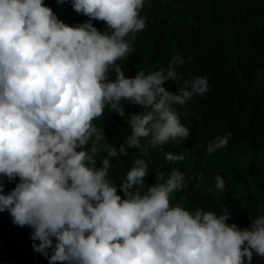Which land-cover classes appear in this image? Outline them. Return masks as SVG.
Instances as JSON below:
<instances>
[{
    "label": "clouds",
    "instance_id": "clouds-1",
    "mask_svg": "<svg viewBox=\"0 0 264 264\" xmlns=\"http://www.w3.org/2000/svg\"><path fill=\"white\" fill-rule=\"evenodd\" d=\"M146 3L70 0L88 19L68 25L44 0H0V177L17 180L6 194L0 182V212L31 229V248L48 264H252L253 253L264 259V215L241 229L226 223L230 213L171 205V195L192 179L176 168L144 188L149 168L138 158L119 184L109 179L110 158L127 156L142 140L145 151H159L189 137L177 107L210 90L203 76L181 77L179 55L159 70L124 74L117 61L145 28L139 13ZM122 101L139 111L127 113L130 134L117 147L92 121L106 106L125 117ZM230 137L214 138L205 151L211 155ZM99 151L106 156L97 166ZM162 154L170 163L184 160ZM214 187L223 191L220 175Z\"/></svg>",
    "mask_w": 264,
    "mask_h": 264
},
{
    "label": "trees",
    "instance_id": "trees-1",
    "mask_svg": "<svg viewBox=\"0 0 264 264\" xmlns=\"http://www.w3.org/2000/svg\"><path fill=\"white\" fill-rule=\"evenodd\" d=\"M44 3L68 25L88 19L72 9L70 0ZM139 15L145 18V28L135 34L133 51L117 61L124 74L159 70L179 55L184 59L178 68L181 77L203 76L210 90L194 96L184 108L177 107L189 137L181 143L169 141L159 151H145L142 140L141 147L130 149L127 156L110 158L109 179L119 184L138 158L149 168L144 188L162 182L176 168L192 179L171 195V205L230 213L226 223L249 227L251 220L264 215V0H147ZM92 23L98 30L105 28L103 21ZM165 87L174 91L176 86L166 81ZM122 104L125 117L106 106L103 115L92 121L117 147L130 134L127 113L139 111L136 105ZM229 132L227 146L211 155L205 151L210 141ZM163 152L180 153L184 160L167 162ZM105 156L103 151L97 153V166ZM216 175L224 180L223 191L214 187ZM0 182L6 194L17 180L0 177ZM30 232L12 224L7 211L0 212V264H48L32 250ZM252 264H264V259L253 253Z\"/></svg>",
    "mask_w": 264,
    "mask_h": 264
}]
</instances>
